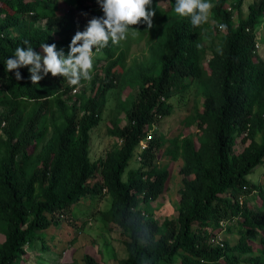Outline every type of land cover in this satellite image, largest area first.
Here are the masks:
<instances>
[{
  "label": "trees",
  "instance_id": "obj_1",
  "mask_svg": "<svg viewBox=\"0 0 264 264\" xmlns=\"http://www.w3.org/2000/svg\"><path fill=\"white\" fill-rule=\"evenodd\" d=\"M224 1L214 5V14L227 29L216 64L218 84L205 115L212 136L210 143L199 150L190 141L183 143L186 166L179 170L183 187L179 227L175 230L170 222L157 227L136 209L140 200L148 202L166 191L169 171L156 172L153 180V171L143 169L128 171L125 181L122 176L136 147L145 139L153 110L163 105L161 98L172 95L169 87L184 75H200L201 27L194 28L189 18H180L165 27L160 71L157 75H141L140 94L135 100L137 114L116 132L125 143L120 153L107 161L104 179L90 183L101 166L91 163L88 157L89 133L99 120L97 101L84 102L82 107L87 111L79 120L75 112L66 116L65 126H54L40 147L47 134L48 115L54 118L55 114L64 113V97L77 86L50 73H41L43 79L33 85L28 67L19 69V81L14 71L6 72L5 68L15 49L26 47L25 40L41 55L39 46L47 43L55 44L56 50L67 56L74 35L86 30L92 18L102 17V9L97 0H0V140L4 148L0 160V227L5 237L0 247V264H40V260L30 259L26 249H34L36 242L45 244L43 233L62 223L59 215L67 214L70 206L82 198H98L103 186L114 198L110 217L128 232V258L121 264H264V191L246 179L264 161V134L260 143L253 140L241 154L232 151L236 132L248 131L254 139L264 127V61L254 55L253 39L264 17V0L250 5L236 28ZM241 1L236 3L237 12ZM59 2L67 7L61 16ZM175 2L169 0L165 11H174ZM39 20H46L47 26H36ZM131 27L143 34L147 25L141 21ZM51 31L58 36L54 37ZM121 42L113 45L109 41L99 51L106 60L99 98L114 86L118 67L124 62ZM96 63L94 59L93 66ZM260 97L262 103L256 105ZM30 104L35 107L28 115L23 114ZM254 106L259 111L251 116ZM142 155L144 162L153 158L149 149ZM253 192L259 199L256 208L250 205L251 200L256 204L255 199H248L249 204L242 201ZM223 224L227 226L224 231L228 238L236 232L233 244L227 237L225 243L215 240L216 230H222ZM85 262L97 264L89 256Z\"/></svg>",
  "mask_w": 264,
  "mask_h": 264
},
{
  "label": "rangeland",
  "instance_id": "obj_2",
  "mask_svg": "<svg viewBox=\"0 0 264 264\" xmlns=\"http://www.w3.org/2000/svg\"><path fill=\"white\" fill-rule=\"evenodd\" d=\"M218 1L210 0L213 5ZM260 1L242 0L239 12H237L238 0H225L224 8L231 13L233 28H236L240 18L246 17L249 6ZM168 2L169 0H152L147 10L155 11L153 28L150 30L146 28L147 31L143 34L131 31L121 42L125 59L118 67V77L114 86L104 97L99 98L103 81L102 67H105L106 60L104 55L99 53L93 57L97 63L93 66L92 79L83 81L82 86H77L68 96L64 97V113H57L54 118L48 115L47 134L40 147L48 140L54 126H65L66 116L75 112L76 120H79L87 111L82 105L88 102V99L97 101L96 110L98 111L96 113L99 115V120L89 133L88 157L91 163L96 165L101 163V166L95 180L90 179V183L104 179V168L107 161L118 155L125 143L124 137L117 135L116 132L125 128L128 120L137 114L135 100L140 94L141 75H157L160 71L159 56L165 40V27L180 19L174 11H165L169 9ZM66 8L62 2H59V16L66 11ZM59 16L56 19H59ZM219 24V18L214 14L213 7L208 23L203 24L199 32L198 67L200 75L198 77L184 75L175 85L169 87L172 95L169 98H161L160 102L163 105L153 110L151 124L145 128V139L136 147L129 166L122 176V180L125 181L128 171L143 169L153 171L151 173V180H153L156 172L164 169L169 171L170 177L166 191L148 202L140 200L136 208L141 210L157 227H163L165 222L174 224L175 230L179 227L177 222L179 197L183 187V176L179 170L186 166L184 141H190L198 150L203 144L210 143L212 127L205 115L208 111L207 105L218 84L216 64L223 48V39L226 36V30H220ZM36 26L45 28L47 22L39 20ZM78 30L79 27H77ZM51 34L54 37L58 36L53 31ZM253 39L260 46L259 49L254 47V55L260 61H264V17L256 28ZM261 98H258L256 105L260 104ZM27 107L23 111L25 115H28L35 105L30 104ZM258 111L259 108L254 106L251 116ZM263 134L264 127L254 139L248 131L236 132L232 137L233 153L241 154L253 140L260 143V137ZM1 138L5 140L4 135ZM148 149L153 158L144 162L145 157L142 154ZM39 151L40 148L33 156L36 157ZM3 154L4 148L0 140V160ZM246 179L264 191V161L254 168ZM103 187L102 194L98 198H82L76 205L70 206L66 221L58 227L50 226L43 233L45 244L41 245L36 242L34 249L27 248L26 253H29L30 259H36V262L40 260V264H86L87 256L94 259L97 264H121L126 260L128 252L125 242L128 241V232L123 230L113 216L110 217L114 198L107 187ZM248 199H255L256 204L253 205L251 200L250 205L256 208L257 201H259L257 192H253L252 196L247 199L243 198V203L245 200L248 202ZM53 220L54 217L51 218V221ZM225 224L222 225L223 231L216 230L218 236L215 240L221 243H225L228 238L224 231L227 225ZM78 231L81 232L80 235ZM235 234L236 232L228 238L232 244ZM4 241V233L0 227V247ZM177 264H181L180 261Z\"/></svg>",
  "mask_w": 264,
  "mask_h": 264
},
{
  "label": "clouds",
  "instance_id": "obj_3",
  "mask_svg": "<svg viewBox=\"0 0 264 264\" xmlns=\"http://www.w3.org/2000/svg\"><path fill=\"white\" fill-rule=\"evenodd\" d=\"M97 3L103 16L92 18L86 30L74 35L67 56L63 51L58 52L55 44L47 43L39 46L43 53L41 55L25 40L23 43L26 47L18 46L14 55L6 60V72L14 71L15 78L19 81L22 79L19 69L28 67L33 85L50 73L52 77H63L71 86H82V81L92 79L93 57L107 47L109 41L118 45L127 38L130 31L136 30L131 26L138 25L141 21L147 25V30L154 26L155 11L147 10L152 0H97ZM213 7L210 0H176L174 13L180 18H189L191 25L199 28L208 23ZM219 28L226 30L227 25L220 23ZM256 45V49H259V44L255 43ZM59 216L62 223L66 221V214Z\"/></svg>",
  "mask_w": 264,
  "mask_h": 264
},
{
  "label": "built area",
  "instance_id": "obj_4",
  "mask_svg": "<svg viewBox=\"0 0 264 264\" xmlns=\"http://www.w3.org/2000/svg\"><path fill=\"white\" fill-rule=\"evenodd\" d=\"M256 47H258L257 45H256ZM79 235H80V232L78 233ZM218 243V242H217Z\"/></svg>",
  "mask_w": 264,
  "mask_h": 264
}]
</instances>
